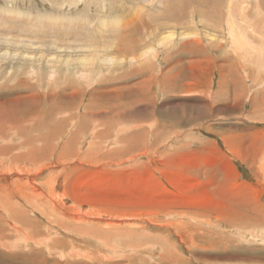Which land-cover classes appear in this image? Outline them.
I'll return each instance as SVG.
<instances>
[{"label": "rangeland", "instance_id": "obj_1", "mask_svg": "<svg viewBox=\"0 0 264 264\" xmlns=\"http://www.w3.org/2000/svg\"><path fill=\"white\" fill-rule=\"evenodd\" d=\"M263 59L264 0H0V264H264Z\"/></svg>", "mask_w": 264, "mask_h": 264}, {"label": "bare ground", "instance_id": "obj_2", "mask_svg": "<svg viewBox=\"0 0 264 264\" xmlns=\"http://www.w3.org/2000/svg\"><path fill=\"white\" fill-rule=\"evenodd\" d=\"M9 22V21H8ZM31 22V21H30ZM36 22V21H35ZM50 22H52V23H55V20H53V19H51L50 20ZM32 26V25H31ZM27 27V26H26ZM30 27V26H29ZM31 28V27H30ZM64 34H67V33H64ZM55 36H56V38H55V40L53 41V44H55V45H61V42H62V40L61 39H59L58 38V36H57V34H55ZM56 39H57V41H56ZM59 39V40H58ZM141 39V38H140ZM4 40V39H3ZM12 41H14L15 43L16 42H23L22 40H12ZM56 41V42H55ZM4 42H6L5 40H4ZM26 42V41H25ZM239 43H237L238 45H240L241 44V42L240 41H238ZM30 43H31V41H30ZM30 43H29V45H30ZM140 42L138 41V40H134L133 42H131V44L133 45V46H137L138 44H139ZM32 44H33V42H32ZM235 48H237V46L235 45ZM238 49V48H237ZM119 52H126V51H123V50H118ZM14 53V52H13ZM104 60H109L108 58H106V59H104ZM130 61H131V63L132 62H138V60L136 59V58H130L129 59ZM106 62V61H105ZM107 62H109V61H107ZM110 62H111V60H110ZM263 64H264V59L262 60V62H261V66H263ZM58 70V69H57ZM67 72V71H66ZM59 73V72H58ZM67 74H68V72H67ZM68 77H69V74H68ZM80 79V78H79ZM85 79V78H84ZM85 81V80H84ZM71 84V83H70ZM83 85V84H82ZM87 86V85H86ZM66 87H68V83H67V86ZM68 89H69V87H68ZM89 89V88H88ZM50 91V90H49ZM62 91V90H61ZM71 91V90H70ZM88 91V90H87ZM48 92V91H47ZM67 92V91H66ZM52 94V91H50V95ZM54 94V93H53ZM86 94H87V92H86ZM63 95V94H62ZM88 95V94H87ZM75 96V95H74ZM89 96V95H88ZM52 97V96H51ZM78 97V96H77ZM65 98V97H64ZM57 99V98H56ZM74 99H75V97H74ZM89 100V99H88ZM71 101H73V100H71ZM3 102V105L5 106V102L4 101H2ZM81 102V101H80ZM70 103V102H69ZM72 104H74V103H72ZM77 104V103H76ZM67 106V105H66ZM1 108V107H0ZM56 108L55 107H53V106H51V113L50 112H47V113H43V112H40V113H38V115L41 117L42 115H45L46 116V118H48V119H50V118H52V115L54 114V112H56L57 110H55ZM1 112V111H0ZM1 117H2V119H1V121L2 122H4L5 121V119H4V117L2 116V115H4L3 114V112H1ZM75 116V118H76V115H74ZM74 116L73 115H71V118H74ZM39 117H35L34 119H33V121H35V120H37ZM88 119H89V117L86 119V121L88 122ZM100 119V118H99ZM90 121V120H89ZM87 122L86 123H84V121H80V123H79V126H78V129H83V126H85V124H87ZM5 123V122H4ZM45 124L43 123V122H39V123H37V124H33L32 126H35L34 128H35V130H34V132H36V131H40L41 129H43V126H44ZM53 126V125H52ZM75 126V125H74ZM54 127V126H53ZM48 128V127H47ZM74 134H75V132H74ZM14 140V139H13ZM29 140L30 139H25V142H23V144L25 145V147L28 149V151H29V153H30V155L32 156V157H34V159H35V161H39V160H41V159H43V158H41V156L43 155V154H45V153H43L42 151H39V150H37L36 148H34L33 146H32V142L30 143L29 142ZM121 141H125V140H123V138H121L120 139ZM35 141V140H34ZM128 142H129V140H127ZM68 143H69V141H67ZM131 142H132V140H131ZM65 145H66V143H64ZM67 147H68V144L66 145ZM23 148L22 149V154H24V155H27L28 154V151H27V149L26 148ZM43 149H45V148H43ZM4 153H6V152H4ZM46 157H48V155L46 156ZM50 157H51V155H50ZM60 157V156H59ZM17 158V156L16 157H14V159H16ZM62 158V157H61ZM13 162H14V160H12ZM5 168V167H4ZM7 168H8V166H7ZM11 168H9V170H10ZM1 170V169H0ZM8 170V169H7ZM8 170V171H9ZM18 170H21V171H24V169H18ZM7 172V171H6ZM11 171H9V173H10ZM5 173V172H4ZM18 174V173H17ZM20 175V174H19ZM23 175V174H22ZM52 175V174H51ZM54 178V177H53ZM57 180V179H56ZM56 180H54V181H52V183H53V187H50V190L48 191V194L46 193V195H42L43 197H44V200H46L47 201V203L49 204V203H51V202H54V201H56L57 200V196H55L53 193H52V190H54V186H56L57 188H58V186L56 185L57 184V182H56ZM49 187V186H48ZM56 188V189H57ZM48 190V189H47ZM20 191V190H19ZM44 191V190H43ZM39 194V193H38ZM1 195V194H0ZM21 195H23V197H24V199H26L27 198V196L26 195H24L22 192H21ZM29 195V194H28ZM39 195H41V194H39ZM82 197V196H81ZM5 198V197H4ZM35 198V197H34ZM33 202V201H32ZM11 203V202H10ZM34 203V202H33ZM44 203V202H43ZM46 203V202H45ZM36 204V203H35ZM11 206V205H10ZM54 206L55 205H53L52 207L54 208ZM99 212V211H98ZM43 213H44V211H43ZM47 214V213H46ZM11 216H12V214H11ZM46 216V215H45ZM27 217V216H26ZM9 218V217H8ZM17 218H18V216H17ZM18 219H20V218H18ZM81 219V218H80ZM21 221V220H20ZM27 222V221H26ZM31 223V222H30ZM65 223H67L66 221H65ZM18 225V224H17ZM27 225V224H26ZM29 226V225H28ZM35 227V226H34ZM33 227V228H34ZM29 228H30V226H29ZM26 229V228H25ZM28 229V228H27ZM32 229V228H31ZM36 232V231H35ZM34 232V233H35ZM6 238V237H5ZM39 238V237H38ZM35 239V238H34ZM35 244H37L36 243V241L34 242ZM100 245L102 246V244H99V247H100ZM0 247L2 248V247H4V243H0ZM101 248V247H100ZM103 248V247H102ZM130 249V248H129ZM146 250H148V249H146ZM2 258H5V257H2ZM167 259V258H166ZM160 262H162V261H160ZM168 263H170L171 262V260L170 261H167Z\"/></svg>", "mask_w": 264, "mask_h": 264}]
</instances>
